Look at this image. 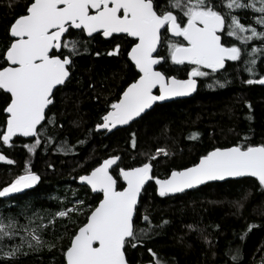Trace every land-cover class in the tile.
Wrapping results in <instances>:
<instances>
[{"label":"trees","instance_id":"16d2710c","mask_svg":"<svg viewBox=\"0 0 264 264\" xmlns=\"http://www.w3.org/2000/svg\"><path fill=\"white\" fill-rule=\"evenodd\" d=\"M31 2L0 0V66L12 39L9 25ZM157 2L161 10L167 9L168 0ZM255 2L259 7V0ZM218 3L220 0H213ZM233 15L245 26L264 32V25L257 23L260 15L252 8L237 9ZM81 39L80 53L72 57L70 82L55 92L46 111L40 144H35L36 138H14L10 145H3L0 137V155L6 158L0 162V190L26 171L40 176L31 189L0 197V220L17 223L16 234L0 242V264H66L64 253L74 233L85 222L88 208L102 198L76 184L77 179L108 157L120 156L123 169L151 162L154 176L164 179L173 170L194 166L216 148L264 145V85L247 83L248 79L264 78V39L254 37L245 44L237 40L244 53L240 63L202 77L194 97L158 105L130 127L109 136L98 132L96 125L102 123L110 104L138 78L127 58L132 41L124 37L89 39L85 34ZM163 41L164 37L158 54L166 59L158 69L166 76L185 77L187 70L167 59ZM116 44L119 53L108 55ZM252 58L257 61L255 75L246 71L250 65L243 61ZM9 102V95L0 90V133L6 131ZM159 148L169 155L151 159ZM8 159L13 163L8 164ZM155 193V185L149 184L137 205L135 228L146 229L147 235L134 241L135 247L126 244L129 264H156L157 260L160 264H264V188L257 181L208 184L175 197ZM78 208L83 212L78 213ZM69 209L73 211L68 216L58 215ZM33 229L40 245L30 235ZM17 246L14 256H5ZM237 249L239 256L234 261L231 257L237 255Z\"/></svg>","mask_w":264,"mask_h":264},{"label":"snow or ice","instance_id":"6c2138e0","mask_svg":"<svg viewBox=\"0 0 264 264\" xmlns=\"http://www.w3.org/2000/svg\"><path fill=\"white\" fill-rule=\"evenodd\" d=\"M259 4L257 7L255 0H220L218 4H213V0H168L167 9L161 10L157 0H32L24 14L9 25L12 39L0 66V90L10 94L5 108L6 131L0 133L3 145H10L17 135L35 137V144H40V126L46 120V109L53 103L54 90L70 82L72 57L80 53L78 45L84 43L81 39L84 33L88 37L99 33L106 38L120 35L133 38L128 57L138 70V78L127 86L122 97L110 104V110L102 116V123L96 125L97 129L110 131L140 117L157 101L191 95L196 90L194 77L209 75L201 69L216 73L225 69L226 61L240 60L241 48L225 46L218 33L225 30L227 16L230 18L229 37L244 43L254 37L264 39V32L245 26L233 15L237 9L252 8L261 14L257 23L264 25V0H259ZM221 8L227 11L222 12ZM248 32L251 35H244ZM168 33L182 37L186 44L169 41ZM162 37L168 49L167 59L175 65L195 66L189 79H177L156 70L155 66L166 59L157 53ZM119 48L116 44L108 55L118 54ZM255 52L253 49V57ZM256 63L255 58L248 60L250 66L246 71L255 75ZM247 83L264 85V78L248 79ZM154 90H158L156 94ZM131 143L135 147L134 134ZM29 151L33 148L29 147ZM160 154L169 155L166 149L159 148L151 159ZM5 159L0 155V160ZM119 159L118 156L105 159L90 174L79 177L81 183L91 192L102 194V198L98 205L88 208L85 222L74 233L64 253L66 264H127L126 244L135 247L133 242L147 235L146 229L135 228L134 217L141 190L148 181H155L161 197L226 177H253L264 186V145L216 148L203 155L194 166L173 170L164 179L153 175L151 162L127 170L117 165L114 176L110 170ZM6 162L13 163L10 159ZM39 180V175L26 171L0 190V197L31 188ZM118 183L121 190H117ZM70 211L73 209L60 211L58 215L66 217ZM16 232L14 220L7 223L0 220V242L11 239ZM34 233L33 229L30 235L40 245L42 242ZM28 246L33 247L31 243ZM18 250L19 246L5 256L12 257ZM236 252L237 255L231 257L234 261L238 259L239 249ZM156 264H160L159 260Z\"/></svg>","mask_w":264,"mask_h":264},{"label":"water","instance_id":"95a60500","mask_svg":"<svg viewBox=\"0 0 264 264\" xmlns=\"http://www.w3.org/2000/svg\"><path fill=\"white\" fill-rule=\"evenodd\" d=\"M84 34H86V33H84ZM96 34H98V33H96ZM96 34H93V35H96ZM219 34V33H218ZM171 35V34H170ZM86 36H87V34H86ZM120 36H122V35H120ZM172 36V35H171ZM88 37V36H87ZM172 37H174V36H172ZM105 39H110L111 37H104ZM174 38H178V37H174ZM181 38V37H180ZM131 40L133 39V38H130ZM162 45V44H161ZM161 45L158 47V49H157V53H159V50H160V48H161ZM155 55V54H154ZM128 59H129V61H130V58L129 57H127ZM131 62V61H130ZM226 62H231V61H226ZM162 63H163V61L161 62V64H159V65H156L155 67H156V70H158V71H160V69H158V67H160L161 65H162ZM133 65V64H132ZM134 66V65H133ZM135 67V66H134ZM137 70V69H136ZM138 71V70H137ZM194 79H195V77H194ZM67 83V82H66ZM64 86V85H63ZM62 86H58V88L57 89H55L54 90V94H55V92L59 89V88H61ZM126 90V89H125ZM198 90V83L196 84V90L191 94V95H189V96H185V97H176V98H171V99H167V100H165V101H157V102H155L154 104H153V106L150 108V109H147L144 113H142L141 114V116L140 117H138V118H136L135 120H133V121H131L129 124H127V125H117V127H115V128H113V129H111L110 131L109 130H107V129H103V128H100V129H97L100 133H105V135L106 136H109V135H111V134H113V132H116V131H118V130H120V129H126V128H128V127H130L132 124H134L135 122H137V121H139L140 120V118H142V117H144L147 113H150L156 106H158V105H164V104H168V103H170L171 104V102H174V101H177V100H187V99H190V98H192V97H194L195 96V93H197L196 91ZM157 91L158 90H154V94H156L157 93ZM7 94V93H6ZM8 95H10V94H8ZM120 97H122V94H121V96ZM53 104V103H52ZM52 104H50L49 106H48V109L50 108V106L52 105ZM46 111H47V109H46ZM5 114H6V116H7V113L5 112ZM102 121V120H101ZM42 125H43V122H42ZM41 127V126H40ZM14 138H21V139H24V140H26V141H28V140H34L35 139V137H23V136H20V135H17V136H15V137H13L12 138V140L14 139ZM11 142V141H10ZM260 146V145H259ZM221 149H225V148H221ZM108 158H110V157H108ZM107 158V159H108ZM104 161V160H103ZM102 161V162H103ZM120 161H121V158L117 161V164L116 165H113L112 166V169H115L116 167H117V165L120 163ZM101 162V163H102ZM100 163V164H101ZM99 164V165H100ZM98 165V166H99ZM97 166V167H98ZM139 167V166H138ZM192 167V166H191ZM154 168V167H153ZM112 169L110 170V171H112ZM125 170H127V169H125ZM153 173H154V169H153ZM90 174V173H89ZM154 175V174H153ZM241 179H253V180H255V181H257L256 180V178H253V177H226L224 180H222V181H209V182H207V183H205V184H203V185H200V186H198V187H196V188H193V189H187V190H185L183 193H186V192H189V191H192V190H195V189H198V188H201V187H204V186H206V185H208V184H215V183H224V182H227V181H235V180H241ZM258 182V181H257ZM151 183H153L154 185H155V187H156V193L155 194H157L159 197H161L160 195H159V186L158 185H156L155 184V181L154 180H152V181H148L146 184H145V186H144V188L141 190V194H140V197H139V201H138V205H139V203H140V200H141V197H142V193H144V190L146 189V187L149 185V184H151ZM76 184H78L79 186H84V187H86V188H88L89 189V187L88 186H85L83 183H81V181H80V179L78 178V180H77V183ZM262 186V185H261ZM263 188H264V186H262ZM117 190H121V189H118V184H117ZM21 192V191H20ZM20 192H15V193H10V194H19ZM91 192V191H90ZM93 195H100V196H102V194H98V193H93V192H91ZM183 193H176V194H170V195H167V196H164V197H175V196H177V195H180V194H183ZM135 217H136V215H135ZM135 217H134V220H135ZM69 247V246H68ZM125 257H126V253H125ZM65 261H66V256H65V259H64ZM126 261H127V264H129V262H128V260H127V257H126Z\"/></svg>","mask_w":264,"mask_h":264},{"label":"flooded vegetation","instance_id":"af4514ba","mask_svg":"<svg viewBox=\"0 0 264 264\" xmlns=\"http://www.w3.org/2000/svg\"><path fill=\"white\" fill-rule=\"evenodd\" d=\"M226 24H227V19H226V17H225V30L223 31V32H221V33H219L220 35H221V43L222 44H224V42H223V40L224 41H227V44L225 43L224 45L225 46H237V47H240L241 48V44H239L238 43V41H237V39H233V37H229L228 35H227V27H226ZM169 35H170V33H169ZM85 36H86V34H85ZM93 37H100V38H102V39H104V40H111L112 38H115V37H123V36H114V37H111L110 39H105L101 34H96V35H93ZM170 37H172L171 35H170ZM86 38H92V37H87L86 36ZM172 38H174V37H172ZM128 39H130V38H128ZM174 39H179L180 41H183L182 40V37L180 38V37H178V38H174ZM131 40V39H130ZM132 41V40H131ZM184 43L186 44V41H184ZM243 57H244V53H243V50H241V58H240V60H238V61H231V62H226V64H225V69L227 68V65H229V64H238V63H240V61L243 59ZM243 61H248V60H243ZM131 63V62H130ZM132 64V63H131ZM178 66H181L182 68H185L186 70H187V72H188V74L185 76V77H178V76H174V77H176L177 79H181V80H185V79H189L190 78V72H191V70H192V68L193 67H195V66H193V65H189V64H187V63H185L184 65H178ZM135 69V68H134ZM225 69H222V70H220L219 72H216V73H212L211 72V70H209V69H201L202 71H206V72H209V74H217V73H221V72H224L225 71ZM136 70V69H135ZM137 71V70H136ZM137 73H138V71H137ZM201 78L202 77H195V80L197 81V83H198V89H199V86H200V83H201ZM134 82V81H133ZM127 88V87H126ZM125 88V89H126ZM124 89V90H125ZM123 90V91H124ZM198 91V90H197ZM196 91V92H197ZM122 94V93H121ZM121 96V95H120ZM120 98V97H119ZM177 101H182V100H177ZM96 130H97V127H96ZM98 131V130H97ZM99 132V131H98ZM29 141V140H28ZM118 157H120V156H118ZM89 174V173H88ZM87 175V174H86Z\"/></svg>","mask_w":264,"mask_h":264},{"label":"rangeland","instance_id":"374dc122","mask_svg":"<svg viewBox=\"0 0 264 264\" xmlns=\"http://www.w3.org/2000/svg\"><path fill=\"white\" fill-rule=\"evenodd\" d=\"M258 15H261L260 13H258ZM186 19V18H185ZM239 19V18H238ZM228 22L229 21H227V24H228ZM241 23V22H240ZM227 24H226V27H227ZM227 29V28H226ZM244 35H248V33H245ZM251 35V34H250ZM169 40L170 41H173V42H176V41H180L179 39H174V38H172V37H170L169 38ZM238 41H240L241 43H243V44H245L244 42H242L241 40H238ZM180 42H183L184 43V41H180ZM0 162H4V160H0ZM120 164H121V161H120V163L118 164V166L120 167ZM121 168V167H120ZM115 170H117V167L115 168V169H112V172L114 171V172H116ZM154 174V173H153ZM37 184V183H36ZM152 184V183H151ZM32 187H34V185L32 186ZM31 187V188H32ZM31 188H27V189H22L21 190V192H24V191H26V190H29V189H31ZM12 195V194H11ZM3 197H5V198H8V197H10V193H8L7 195H5V196H3ZM76 205H78V203H76ZM83 208H78V210H77V212L78 213H81V212H83ZM68 215H69V213H68ZM4 221V220H3ZM5 222V221H4ZM261 264H263V263H261Z\"/></svg>","mask_w":264,"mask_h":264}]
</instances>
